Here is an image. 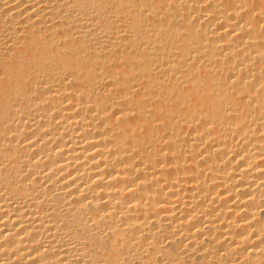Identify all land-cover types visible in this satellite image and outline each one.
I'll return each mask as SVG.
<instances>
[{
    "label": "bare ground",
    "instance_id": "obj_1",
    "mask_svg": "<svg viewBox=\"0 0 264 264\" xmlns=\"http://www.w3.org/2000/svg\"><path fill=\"white\" fill-rule=\"evenodd\" d=\"M0 264H264V0H0Z\"/></svg>",
    "mask_w": 264,
    "mask_h": 264
},
{
    "label": "rangeland",
    "instance_id": "obj_2",
    "mask_svg": "<svg viewBox=\"0 0 264 264\" xmlns=\"http://www.w3.org/2000/svg\"><path fill=\"white\" fill-rule=\"evenodd\" d=\"M231 28V27H230ZM176 50H174L173 52H172V54L174 55V54H176ZM220 59V58H219ZM222 59V58H221ZM201 66V65H200ZM168 68V67H167ZM187 67H182V68H178V71H181V72H179L180 74H182V70H183V72H185L186 70H188V69H186ZM180 69V70H179ZM201 69V68H200ZM161 70H164V71H166V67H160L159 68V70L158 71H160L161 73L163 72V71H161ZM176 70V69H175ZM175 70L173 71L174 73H175ZM216 71V70H215ZM174 73H172V72H169V74L166 76L167 78H166V82H164V84L165 83H170V84H172V83H174L175 82V80H173V78H175V74ZM173 76V77H172ZM172 77V78H171ZM171 79H172V82H171ZM183 79V78H182ZM181 79V80H182ZM185 79V78H184ZM169 80V81H168ZM185 82L183 81L182 82V86H183V88H188V87H190V86H192L193 84H192V82H191V85H189V83H190V81H186V83L184 84ZM184 84V85H183ZM189 85V86H188ZM231 140V139H230ZM234 141V142H233ZM239 140L238 139H234V140H232V144H233V148L234 149H236L235 147H237V142H238ZM235 146V147H234Z\"/></svg>",
    "mask_w": 264,
    "mask_h": 264
}]
</instances>
